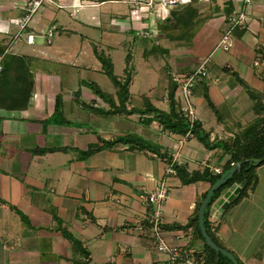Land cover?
<instances>
[{
	"label": "crops",
	"instance_id": "obj_1",
	"mask_svg": "<svg viewBox=\"0 0 264 264\" xmlns=\"http://www.w3.org/2000/svg\"><path fill=\"white\" fill-rule=\"evenodd\" d=\"M28 1L0 0V55L8 54V38L24 35L25 47L12 55L33 59L34 77L25 111L0 110V264H79L83 260L55 230L50 210L82 243L89 264H168V256L154 247L151 207L140 198L162 181L169 189L161 210L162 238L191 257L203 255V244L193 239L191 229L172 227L187 224L208 184L182 186L176 176L166 175L164 159L127 144H114L86 159H79L77 153L132 135L158 147L188 172L221 171L229 154L206 148L192 134L174 135L155 122L143 126L138 114L105 115L110 108L83 83L96 84L118 106L116 89L106 81L93 50L104 51L113 67L112 56L123 48L122 75L115 76L124 77L126 68L130 73L125 109H141L148 102L167 112L172 75H189L210 57L207 78L192 90L195 122L208 133L210 144L231 143L257 118L253 101L237 79L261 95L264 106V64L255 54L257 49L264 51V0H251L246 21L232 32L228 52L215 48L228 15L244 8L241 2L230 0L233 9L228 14L221 5L218 9L210 3L202 5L197 24L182 41L168 40L157 30L156 36L162 38L155 42L154 36L137 38L130 28L129 6L121 0H50L20 29L21 9ZM204 11L222 17L223 22L206 18ZM55 32L59 36L50 40L47 35ZM32 36L40 39L30 44ZM202 36H209L211 43L194 50ZM154 45L159 50L152 51ZM57 95L70 125L46 124ZM50 148L70 151L32 154L34 149ZM255 172L256 189L221 212L214 232L217 242L240 264H264V164Z\"/></svg>",
	"mask_w": 264,
	"mask_h": 264
},
{
	"label": "trees",
	"instance_id": "obj_2",
	"mask_svg": "<svg viewBox=\"0 0 264 264\" xmlns=\"http://www.w3.org/2000/svg\"><path fill=\"white\" fill-rule=\"evenodd\" d=\"M232 9L233 5L230 0H224L223 10H225V14L230 13ZM199 16L200 13L195 2L184 7L173 9L170 11L168 19L159 25L158 32L168 40L182 41L195 27ZM235 32H238V29L235 30ZM151 50L157 51L159 50V47L154 45ZM93 54L101 65L102 74L116 89L118 106H115L113 98L107 93L102 92L96 84L87 82L83 83L96 97L101 99L110 108L104 113L105 115L124 114L129 116L132 114H138L141 118V124L143 126H149L151 123L155 122L162 129L174 135L185 136L187 133H190L206 148H221L224 153L229 154L230 158L222 167L220 174H215L207 168H203L202 171L188 172L185 165L174 164L173 168L176 172V177L182 186L203 182L211 187L216 181L221 179L233 165H238V170L234 172L232 177L213 193L205 208L203 217L205 231L212 242L219 248L232 254L229 250L217 242L214 233H212L209 229L207 218L211 207L218 201L224 190H227L232 185H239L242 182H245L239 193L230 202L228 207L222 211V213H224L229 207L241 201L243 198L247 197L249 193L256 189L258 180L255 170L257 167L264 164V106L261 104V95L251 91L248 86H246L241 80L237 79V82L243 87L249 98L253 101V110L257 114V118L245 127L240 136H236L231 143L221 141L210 144L209 135L201 129L200 124L194 122L190 125L186 118L180 113L179 105L174 96L176 84L172 81V79L168 81L167 87V112L160 111L152 107L148 102H145L141 109H130L127 111L125 109V103L128 96V85L130 81L129 71L126 68L123 71V79H118L113 74V67L110 60L102 53H98L95 49L93 50ZM255 54L258 57V60L264 64V51L262 49H257ZM32 61L33 59L25 56H7L6 54L0 55V110L7 112H22L26 110L34 86ZM204 98L212 113L218 118V112L213 107L206 94H204ZM46 124L60 126L70 125V123L66 121L62 115V100L60 95L55 97L54 110L52 115L46 121ZM114 144H127L132 150H146L164 159L167 165L171 163V158H168L165 153H160V149L158 147L132 135L117 138L109 143L105 142L101 147L92 145L88 147L86 151L78 152V158L86 159L96 152L104 149H110ZM68 151H70V149H34L32 154L43 156L45 154L56 152L65 153ZM206 193L202 195L200 200L195 205L194 212L187 224L184 227L175 226L172 228L191 229L193 239L199 240L203 244V257L205 264H232L225 256L216 254L212 249L207 247L199 232L197 226V212ZM16 212L20 216L22 222L28 224L26 217L18 211ZM50 214L56 223L55 230L60 232L61 235L70 243L73 254L83 259L78 263L89 264V255L86 249L83 248L82 243L75 239L65 228L61 226V222L53 210H50ZM236 261L240 264L237 259Z\"/></svg>",
	"mask_w": 264,
	"mask_h": 264
},
{
	"label": "built area",
	"instance_id": "obj_3",
	"mask_svg": "<svg viewBox=\"0 0 264 264\" xmlns=\"http://www.w3.org/2000/svg\"><path fill=\"white\" fill-rule=\"evenodd\" d=\"M212 0H121L120 2L129 6L130 16L129 24L136 31V34L145 39L152 38L157 26L164 23L170 14V11L179 7H184L195 2L196 6L209 4ZM241 2L244 8L239 12H231L227 17V27L219 39L216 50L228 52L232 48L231 36L232 32L240 27L246 21V8L250 5L251 0H231ZM50 0H29L25 3L22 10V18L19 28L23 29L31 20L33 15L41 8V6ZM137 24V26H134ZM146 26V29L143 28ZM210 57L205 58L199 66L189 75H172V81L176 84L175 100L179 105L180 113L186 118L188 123L192 125L196 120V115L191 102L192 90L194 86L207 78V64ZM190 133H187L189 135ZM174 161L166 166V175L176 176L173 168ZM215 174H220V170H214ZM169 197V189L165 182H161L154 191L140 198L145 200L151 207L150 225L155 250L168 256V264H205L203 255L191 257L189 253H182L179 249L171 247L162 238L160 233L161 210ZM221 215L220 208L216 203L211 207L208 215L209 229L214 233L218 226Z\"/></svg>",
	"mask_w": 264,
	"mask_h": 264
},
{
	"label": "water",
	"instance_id": "obj_4",
	"mask_svg": "<svg viewBox=\"0 0 264 264\" xmlns=\"http://www.w3.org/2000/svg\"><path fill=\"white\" fill-rule=\"evenodd\" d=\"M38 39H40V38L36 37V36H32V37H29V42H30V44H35ZM236 170H238V165H233L232 168L229 171H227L222 176L221 179H219L211 187H209L204 199L201 201V204H200L198 212H197V226H198L199 232H200L201 237H202L204 243L206 244V246L209 247L210 249H212L216 254H221V255L225 256L227 259L230 260V262L232 264H238V263H237L236 259L232 256V254H230L227 251L219 248L218 246H216L212 242V240L210 239V237L207 235V233L205 231L204 223H203V217H204L205 208H206L209 200L211 199L213 193L217 189H219L221 186H223L232 177V175L234 174V172ZM244 184H245V182H242L239 185L234 184L231 187H229L222 194L220 199L216 202V206H218L220 208L221 212L234 199V197L239 193V191L244 186Z\"/></svg>",
	"mask_w": 264,
	"mask_h": 264
},
{
	"label": "rangeland",
	"instance_id": "obj_5",
	"mask_svg": "<svg viewBox=\"0 0 264 264\" xmlns=\"http://www.w3.org/2000/svg\"><path fill=\"white\" fill-rule=\"evenodd\" d=\"M223 3H224V0H215V1H211L210 4L213 5L215 7V9H218V7L220 5L223 6ZM203 6H206V5L203 4ZM201 8H203L202 5H198L197 6V9L200 10ZM213 9L211 10V12L214 14L215 11L213 12ZM202 15H205L206 18L213 19L216 22L218 20L223 22V18L222 17L212 16V15L208 14V11L202 12ZM158 27H159V25L157 26V30H158ZM130 28H132L135 31V29L133 27H130ZM143 28L146 29V26H143ZM58 34L59 33L55 32L53 36H52V34H50V35H47V37L49 36L48 38L50 40H55L59 36ZM157 34L160 35V33H157ZM202 34H204V32L203 33H200L199 35H202ZM136 36H137L138 39L147 40L145 38L139 37L137 34H136ZM161 38H160V36L157 37L156 34H155L153 40H155V42H156L157 40H160ZM24 39H25L24 38V35H21V37H19V38L17 37L16 39L8 38V40H7L8 43H6V46H7L6 48L8 49V54H6V55L7 56H10L12 54H18V53L20 54L21 53V52H19L20 46L23 45V47H25L24 44H23V43H25V40ZM149 39H151V38H149ZM198 39H202V40H198ZM196 40H195L196 41V43H195L196 45L194 46V50H197L198 47L199 48H202V47L204 48L205 46H208L211 43V38L209 36H206L204 38H203V36L202 37H198ZM160 42L162 43V41H160ZM44 46L45 47H49L46 44ZM124 50L125 49H123V48H119L117 54H115L114 56H112V59H113L112 60L113 61V67H114L113 74L116 75V76H121L122 75V68L124 66V60H123V58H124V53L126 52ZM102 53L105 56V52L102 51ZM105 79H106V81H109L106 77H105ZM121 79H123V77ZM108 83H110V81Z\"/></svg>",
	"mask_w": 264,
	"mask_h": 264
}]
</instances>
